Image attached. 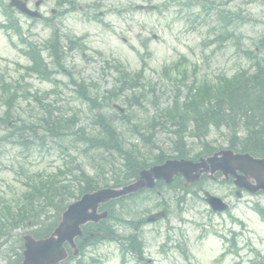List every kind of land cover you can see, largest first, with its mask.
Listing matches in <instances>:
<instances>
[{"label":"rangeland","instance_id":"obj_1","mask_svg":"<svg viewBox=\"0 0 264 264\" xmlns=\"http://www.w3.org/2000/svg\"><path fill=\"white\" fill-rule=\"evenodd\" d=\"M2 1L8 3V0ZM35 1L37 0H28L30 9H34ZM58 1L61 2L62 8L57 5ZM69 1L42 0L39 12L49 20L47 22L49 25L43 20L30 24L29 19L19 16L23 27V38L39 46H47L53 28L57 29L63 47L59 62L76 81L89 85L91 96L117 87L116 79L120 70L137 72L141 67L139 55L143 54L146 68L141 83L144 85L146 98H138L136 101L145 108L148 116L154 113L156 107H167L170 104L173 85L162 72L165 67L174 64L181 57H186L185 66L189 72L194 70L192 74H196L199 79L206 77L210 80L222 74L230 76L239 70L248 69L253 57L260 59L264 57V0H214L216 3L224 4L226 8L241 11L239 14L242 23L233 21L232 26L229 27L232 35L223 40L217 36L224 32V24L217 13L200 12L202 11L200 0H74L76 11L58 15L59 11L69 7L67 3ZM179 1L191 2V5L184 7ZM136 5H153L157 10L137 11L134 9ZM52 11L54 18H50ZM94 13L100 14V20L93 18ZM5 21L0 13V23ZM65 37L83 39L84 48H74ZM17 39V35L13 32L0 29V75L13 84L19 82L22 76L24 70L20 67L29 64L25 55L20 52L27 47L20 44ZM261 39L263 44L257 49L258 56L250 58L246 56V51L255 49ZM42 55L45 62L51 68H55L50 50L44 49ZM63 71L55 75L56 85L41 83L34 77H27L25 84L29 85L31 92L43 93L51 88L55 89L56 95L50 96L47 102H55V99H58V106L63 112L80 111L79 120L87 125L89 119L87 105L82 104L73 93V88L69 86L68 77ZM192 74H188L187 83L190 82ZM180 90L181 95L184 96L185 89L180 88ZM123 99L124 97H120L113 100L111 105L116 104L125 109ZM32 106V100L21 102L15 112L20 117L27 118L32 115L30 113ZM2 111L3 108H0V115ZM144 119L145 114L137 113L133 122ZM4 133L5 130L0 126V136ZM123 133L126 142L136 146L137 150L142 147L143 143L140 139H136L130 127L124 126ZM74 140V138L60 140L58 145L31 154L21 148L8 145L0 147V203H8L19 198L26 189L25 185L37 180L38 174L46 176L54 173L57 168L73 162V158L82 164L88 174L94 175L97 171V178L101 180V184L121 170V161L107 153L94 154L92 151L89 156L78 159L79 153ZM152 140L161 149L168 148L169 140L165 135L156 136ZM218 143L223 146V139H218ZM66 147L69 148L65 149ZM143 147L146 151L144 144ZM197 153L193 150L190 157ZM149 155L147 154L146 157L148 158ZM202 187H204L202 191L198 190V187L191 189L179 206L175 205L171 192L162 193V200L167 204L165 207L167 218L156 224L144 225L141 232L139 231L145 243L144 258L151 260L152 264H187V262L264 264V220L257 217L254 212L256 205L264 208V196L243 194L241 199H236L230 193L232 188L229 185L204 182ZM203 191L222 198L230 206L231 217L242 222L243 226L231 222L226 213L222 215L211 213L202 199ZM151 197L146 194L143 198L153 199ZM141 199L142 196L130 198L113 205L114 217L109 219L106 225L119 235L128 236L129 233H134L125 229L129 228L128 220L137 221L144 216L143 211L138 207ZM155 199L158 201L150 203L152 206L148 205V208L153 209L159 203L160 199ZM72 201V199L66 200L67 203ZM46 208L52 209L53 206L45 205L43 209ZM128 210L131 213H128ZM52 215L51 210L46 213L41 212L38 220L43 222L42 226L49 225L54 220L51 218ZM46 216L49 217L48 221L43 220ZM231 232L239 235L236 238V245L239 248L237 254H234L230 244L222 238L223 235L231 238ZM23 233L24 230L17 229L13 235L19 237ZM166 237L170 238L167 246L171 249L163 253L161 245ZM11 243L9 242L6 248L0 249V264H4L11 254V248L13 247L12 250L16 248ZM177 246H180L185 253L187 251V262L183 257L186 254H183L181 249H177ZM119 247L116 242H104L96 249L88 248L85 257H97L103 264H137L129 256H126V261L122 262ZM226 252V256L221 258Z\"/></svg>","mask_w":264,"mask_h":264},{"label":"trees","instance_id":"obj_2","mask_svg":"<svg viewBox=\"0 0 264 264\" xmlns=\"http://www.w3.org/2000/svg\"><path fill=\"white\" fill-rule=\"evenodd\" d=\"M250 68L252 72L241 70L230 78L217 79L215 82L203 81L200 84L194 82L188 88L183 100L180 99V96L175 95L169 107L158 109L143 126V133L139 131V126H132L136 131L135 135L152 152L156 147L152 139L157 132H164L168 135L171 153L175 154L176 158H187L189 156L187 150L189 138L202 144V149L208 153L210 147L206 138L211 133L221 135L224 132L230 149L264 158V58L255 57ZM178 76L184 79L185 73H176L175 78ZM122 77L125 81L133 82L127 74ZM108 93V96L98 99V97L89 98L86 92L81 89L78 91V95L89 105L90 110L98 111L93 115L97 130L86 133L85 130L77 128L72 131L77 123L76 114L70 118L63 117V119L54 116L48 109L49 105L44 106L41 103L38 105L46 114V118H43V115L36 124L43 123L51 135H76L75 142L84 147L83 153L93 150L95 153H107L117 157L122 162L121 170L114 173L102 186L107 187L109 182H112V187H118L135 178L139 170L148 166V162L159 163L163 158L161 156L146 158L141 155L140 149L137 150L136 146L125 141L122 132L117 131L112 125V117L101 112L103 106L110 102L112 96L116 95ZM122 93L127 92L122 91ZM138 97L144 98V95L136 96V94L130 93L125 96L124 102L128 109L133 106V103H136ZM12 99H17V97H8L4 101L8 107L6 115H9V108L13 106ZM121 118L122 116L116 115L114 120ZM27 128H29L32 138L22 137V133H26ZM37 130L38 127L23 125V127L15 129V132L10 136L18 138L16 143L23 147L31 140H37ZM67 172L73 180L64 183V179L60 181L57 178L39 179L37 182L31 183L28 189L21 194L20 199L15 200L13 204L2 205L3 209H0V240L3 239V241L1 244L4 245L12 241V245L15 246L20 243L18 238L13 240L12 230L21 224L25 225L29 219L36 220L45 205H51L61 210L65 207L67 199H76L101 186V180L96 175L89 176L79 165H75L70 170L64 169L62 174ZM52 225L47 228L40 227L31 233L34 237L46 236ZM102 239L94 238L89 241L96 245ZM127 250L141 255L142 247L135 238L131 237L128 239ZM13 258H8L6 264H19L20 255L15 254ZM97 262L90 258L87 264H97ZM79 263L81 264V262Z\"/></svg>","mask_w":264,"mask_h":264},{"label":"water","instance_id":"obj_3","mask_svg":"<svg viewBox=\"0 0 264 264\" xmlns=\"http://www.w3.org/2000/svg\"><path fill=\"white\" fill-rule=\"evenodd\" d=\"M36 16V15H35ZM222 158L214 155L207 160H201L199 164L192 165L184 161L167 162L161 167L153 168L143 172L141 178L134 184L122 189H105L96 193L83 196L81 200L68 207L62 214V220L49 239L34 242L25 237V248L22 264H58L63 261L67 254L63 243L68 242L73 246V239L81 236L80 226L86 222H98L105 218L107 213L97 215V208L107 201L119 198L123 195L135 193L144 187H153L154 181L164 178L169 183L176 174L186 177V186L199 180L200 175L209 172L211 175L217 170L222 171L225 176L231 173L241 172L244 176H238L236 184L250 192H264V159H253L248 155H232L229 152L220 153ZM211 165L208 171L207 165ZM146 184H141V182ZM253 181L254 183H250ZM206 195V202L210 204L213 211H223L226 206L218 199ZM160 215L157 216V218Z\"/></svg>","mask_w":264,"mask_h":264},{"label":"bare ground","instance_id":"obj_4","mask_svg":"<svg viewBox=\"0 0 264 264\" xmlns=\"http://www.w3.org/2000/svg\"><path fill=\"white\" fill-rule=\"evenodd\" d=\"M209 149H210V150H209L210 152L206 153V154H208V155L205 156V158H207V157H209V156L215 154V153H213V152H215V150H218V149H214L213 147H210ZM6 263H7V262H4V264H6Z\"/></svg>","mask_w":264,"mask_h":264}]
</instances>
